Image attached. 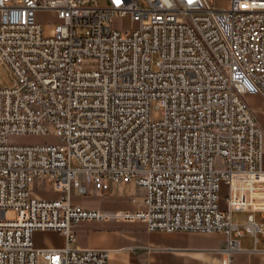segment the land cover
I'll use <instances>...</instances> for the list:
<instances>
[{"label":"built area","instance_id":"built-area-1","mask_svg":"<svg viewBox=\"0 0 264 264\" xmlns=\"http://www.w3.org/2000/svg\"><path fill=\"white\" fill-rule=\"evenodd\" d=\"M39 10L58 12L53 36ZM128 14L139 29L113 27ZM0 57L16 77L0 87V264H108V250L36 246L37 231L76 241L80 221L223 232L228 255L264 234V129L249 102L264 100V0H0ZM21 135L58 142L10 143ZM38 179L60 196L35 194ZM132 182L143 209L71 201ZM235 211L250 212L244 228Z\"/></svg>","mask_w":264,"mask_h":264},{"label":"crops","instance_id":"crops-1","mask_svg":"<svg viewBox=\"0 0 264 264\" xmlns=\"http://www.w3.org/2000/svg\"><path fill=\"white\" fill-rule=\"evenodd\" d=\"M250 104L256 111L258 108ZM261 99L260 97H258ZM261 124L264 126L263 121ZM129 187L131 188L132 193ZM76 191V190H74ZM73 191V192H74ZM131 192V191H130ZM58 198L59 192H56ZM89 194L96 199V204H87L84 200L71 201L86 209L104 211L129 210L144 208V190L134 182L112 184L110 190H92ZM227 187L223 186L221 207L226 208ZM134 200V201H133ZM250 212L235 211L233 224L244 228ZM255 220L264 224V215L254 213ZM76 241L68 243L67 237L57 231H37L34 235L39 248L96 249L110 251L108 264H264V234L245 232L239 237L240 248L230 255L226 253L228 235L223 232H166L150 231L143 222L80 221L72 225Z\"/></svg>","mask_w":264,"mask_h":264},{"label":"rangeland","instance_id":"rangeland-1","mask_svg":"<svg viewBox=\"0 0 264 264\" xmlns=\"http://www.w3.org/2000/svg\"><path fill=\"white\" fill-rule=\"evenodd\" d=\"M101 4H105L106 0H98ZM211 5L217 9H226L230 6V0H209ZM37 22L43 25L45 35L50 37L54 35L55 28L59 25L62 20L59 17L58 12L54 10H39L36 13ZM113 27L119 30H136L140 28V23L138 21L133 20L130 14L118 17L113 21ZM16 82V77L13 74L8 63L3 61L0 57V87H10L13 86ZM257 97V96H251ZM249 97V99L251 98ZM253 106L259 109L257 114L259 116L260 123L263 121L264 124V100L257 98H253L251 100ZM153 118L159 120L162 118V110L154 108L153 110ZM262 125V124H261ZM263 129L264 126L262 125ZM58 138L53 137L51 135H21V136H13L10 138V143L16 145H28V144H45V143H57ZM72 166L78 167V162L73 159ZM217 168H223V163L221 161L217 162ZM33 191L37 195L47 196V197H56L57 193L54 190L53 186L50 189H46V186L43 180L38 179L32 186ZM129 193H132L133 190L129 187ZM73 201L84 200L87 204H96V199L91 197L89 194H79L77 191L72 192ZM9 217H13L14 213L9 212ZM38 264H45L43 259H39Z\"/></svg>","mask_w":264,"mask_h":264}]
</instances>
